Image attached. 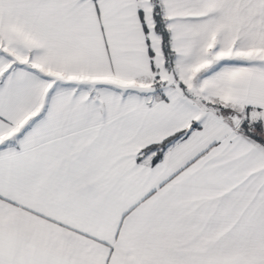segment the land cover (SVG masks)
<instances>
[{
	"label": "snow or ice",
	"instance_id": "1",
	"mask_svg": "<svg viewBox=\"0 0 264 264\" xmlns=\"http://www.w3.org/2000/svg\"><path fill=\"white\" fill-rule=\"evenodd\" d=\"M0 264H264V0H0Z\"/></svg>",
	"mask_w": 264,
	"mask_h": 264
}]
</instances>
